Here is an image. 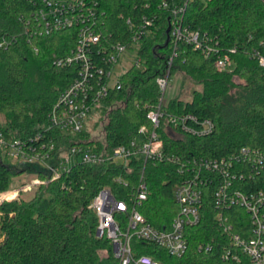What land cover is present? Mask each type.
I'll return each instance as SVG.
<instances>
[{
    "label": "trees",
    "instance_id": "obj_1",
    "mask_svg": "<svg viewBox=\"0 0 264 264\" xmlns=\"http://www.w3.org/2000/svg\"><path fill=\"white\" fill-rule=\"evenodd\" d=\"M93 1L104 13L101 29L109 42L127 44L130 49L142 17H159L138 41L141 67H130L122 77L121 90L111 92L102 104L107 119L104 143L111 151L129 142L142 126L150 125L147 113L158 104L160 96L157 79L166 74L174 53L172 14L159 7L164 2L171 6L184 0ZM29 9V0H0V40L21 33L17 17ZM185 22L191 30L212 39L211 45L218 43L222 51L236 46L238 51L232 56L233 71L221 72L215 67L214 56L207 57L192 45L179 44L171 75L181 71L200 88L194 91L191 101L172 100L168 110L210 120L215 131L205 137L173 138L165 134L161 137L165 148L185 158L203 159L228 158L242 147L264 150V71L249 56L264 42V0H196L189 5ZM75 44L76 31L71 30L34 43L20 37L8 48H0V132L28 142L38 134L42 141L47 139L48 114L79 71L75 65L57 68L53 61L71 54ZM97 48L93 56L101 62ZM89 137L87 132L67 137L65 147ZM131 165L133 175L110 163L100 167L79 163L60 181L39 186L29 202L18 198L2 205L0 264H118L111 242L96 236L98 218L90 205L104 188L111 189L119 199L126 198L143 168L140 163ZM25 171L8 160L0 162V192L9 190L13 180ZM177 171L173 165L146 166L150 197L140 211L157 227L168 224L178 213L173 198ZM245 173L243 188L264 189V172L257 174L248 168ZM119 176L131 184L119 185L115 182ZM217 190L214 182L203 187L202 222L187 230L189 245L184 256L172 257L157 246L140 242L134 243L135 251L152 256L160 264H251L245 256L240 262L223 257L228 240L217 222L218 214L231 218L238 233L247 228L249 217L239 208H219ZM206 243H213L212 252L199 250Z\"/></svg>",
    "mask_w": 264,
    "mask_h": 264
},
{
    "label": "built area",
    "instance_id": "obj_2",
    "mask_svg": "<svg viewBox=\"0 0 264 264\" xmlns=\"http://www.w3.org/2000/svg\"><path fill=\"white\" fill-rule=\"evenodd\" d=\"M196 0H184L180 4L169 5L164 2L159 10L172 14L171 29L174 53L167 72L157 79L159 102L149 109V126H142L126 144L108 151L104 143V126L107 122L103 115V102L111 92L121 90L122 77L117 67L125 59H130L127 44L111 43L101 29V12L98 2L93 0H29L31 9L20 13L17 22L19 35H10L0 40V48H8L19 38L29 43L38 39L50 38L64 31H76V44L71 54L56 57L53 61L57 68L79 67L78 76L64 89L56 104L48 114L49 127L41 140V134L27 139H16L11 134L0 132V162L5 160L16 164L35 177L42 175L43 181L34 180L30 185L0 192V220L3 216L2 205L17 200L22 193L32 191L39 185L60 181L77 164L100 167L114 164L133 175L131 162L140 163L143 168L137 175V182L124 199L117 198L111 189L104 188L90 205L97 218L96 236L107 239L113 247L114 258L118 264H160L150 255L138 254L135 242L157 246L172 257L181 258L188 250V232L202 222L201 205L203 187L214 182L218 186L215 194L219 208H239L249 217V225L240 233L235 231L231 218L219 213L217 222L223 236L228 240L223 257L226 260L241 261L245 256L251 264H264V189L247 191L246 169L260 174L264 172V150L242 147L228 158L203 159L195 156L185 158L172 150H167L161 140L163 135L173 138L179 135L205 137L214 133L215 125L207 119H200L191 113L175 114L168 110L164 96L172 78L171 70L180 43L192 45L194 50L203 51L207 57H215V67L221 72H232V56L238 51L235 46L227 51L214 46L207 35L191 30L186 25L185 16L189 5ZM159 20L158 15H144L135 31L132 42L135 47L142 36L148 34ZM127 24L133 29L131 20ZM210 42V43H209ZM98 47L102 61H96L94 48ZM133 47V48H134ZM261 49L249 53L264 71V42ZM37 51V50H36ZM141 67L137 58L134 65ZM131 66V67H132ZM98 111L103 132L96 136L88 128L92 126L90 116ZM87 132L88 140L65 147V139ZM34 141V142H32ZM153 164L173 165L177 168L178 180L173 186V198L178 213L171 222L157 227L149 223L140 209L149 200L150 189L146 176V166ZM40 172V173H38ZM42 173V174H41ZM115 182L128 187L129 179L119 176ZM246 190V191H245ZM213 243L201 244L200 251L212 252Z\"/></svg>",
    "mask_w": 264,
    "mask_h": 264
},
{
    "label": "rangeland",
    "instance_id": "obj_3",
    "mask_svg": "<svg viewBox=\"0 0 264 264\" xmlns=\"http://www.w3.org/2000/svg\"><path fill=\"white\" fill-rule=\"evenodd\" d=\"M138 49L139 46H135L133 48V50L129 51V57L130 59H125L123 62H121L119 64V66L117 67V72L118 74H123L124 72H126L132 65H134L135 61L137 60L138 56ZM200 86H198V84H196V82L194 80H192V78L187 77L184 73H182L181 71H177L173 74L167 91L165 93L164 96V102L165 104H169L172 100H176V99H182L184 101H191L193 98V93L195 90H199ZM101 118V115L98 111H95L91 114L90 119H91V123L92 126L91 128L89 127L87 131H89L90 133H93L96 136H99L102 134L103 132V125L102 123L99 121V119ZM40 180H44L43 177H37ZM35 177V175L30 174L29 172H24L21 174V176L16 177L12 184L10 189H16V188H20L26 185H30L34 180L37 179ZM41 186V185H39ZM38 186V187H39ZM33 188L32 191H28L26 193H22L18 198L20 199H24L25 201H30L34 198L35 196V190L38 188ZM1 237H0V241H1ZM104 256H107L106 253H103Z\"/></svg>",
    "mask_w": 264,
    "mask_h": 264
}]
</instances>
